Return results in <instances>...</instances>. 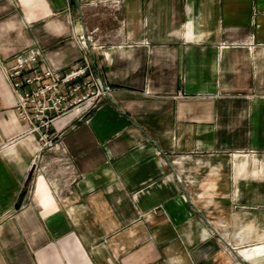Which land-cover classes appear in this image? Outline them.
<instances>
[{
	"label": "crops",
	"instance_id": "0c3cea01",
	"mask_svg": "<svg viewBox=\"0 0 264 264\" xmlns=\"http://www.w3.org/2000/svg\"><path fill=\"white\" fill-rule=\"evenodd\" d=\"M114 2L0 0V64L111 88L41 149L0 69V264H264V0Z\"/></svg>",
	"mask_w": 264,
	"mask_h": 264
},
{
	"label": "built area",
	"instance_id": "2783aa9c",
	"mask_svg": "<svg viewBox=\"0 0 264 264\" xmlns=\"http://www.w3.org/2000/svg\"><path fill=\"white\" fill-rule=\"evenodd\" d=\"M120 0H115L118 7ZM91 43V39L88 38ZM83 47L86 44L81 41ZM91 46H95L91 44ZM43 52L38 46L25 48L13 55L0 69L16 97L19 119L35 135L41 149L53 145L55 135L51 127L65 113L82 106L90 112L100 106L111 90L95 73L91 59L83 52L70 68L59 69L43 65ZM39 156L33 160H39Z\"/></svg>",
	"mask_w": 264,
	"mask_h": 264
},
{
	"label": "rangeland",
	"instance_id": "374dc122",
	"mask_svg": "<svg viewBox=\"0 0 264 264\" xmlns=\"http://www.w3.org/2000/svg\"><path fill=\"white\" fill-rule=\"evenodd\" d=\"M90 44H91V43H90ZM92 44H94V43H92ZM94 45H95V44H94ZM83 52H86L84 47H83ZM82 113H83V114H86V113H88V112L85 111V109H83ZM62 162H63V165L66 164V162H64V161H62ZM65 166H66V165H65Z\"/></svg>",
	"mask_w": 264,
	"mask_h": 264
}]
</instances>
